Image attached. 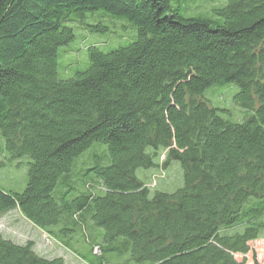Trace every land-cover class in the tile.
<instances>
[{"label": "trees", "instance_id": "16d2710c", "mask_svg": "<svg viewBox=\"0 0 264 264\" xmlns=\"http://www.w3.org/2000/svg\"><path fill=\"white\" fill-rule=\"evenodd\" d=\"M75 29L129 43L95 42L61 79ZM221 84L236 107L203 98ZM95 143L107 165L80 175ZM160 149L183 169L173 194L136 176ZM0 150L30 159L0 218L18 210L63 246L59 228L89 218L104 230L97 264H247L264 240V0H0ZM0 264L65 262L0 233Z\"/></svg>", "mask_w": 264, "mask_h": 264}, {"label": "rangeland", "instance_id": "374dc122", "mask_svg": "<svg viewBox=\"0 0 264 264\" xmlns=\"http://www.w3.org/2000/svg\"><path fill=\"white\" fill-rule=\"evenodd\" d=\"M120 24L121 31H123L122 26L125 25V22H121ZM84 33L75 29L74 42L68 47L61 49L58 60L59 76L61 79L73 78L77 72L85 71L88 68V49L95 42L98 43L96 47L103 52H109L126 46L129 43L121 40V34H116V42H110L111 44L106 46V43L111 41L114 34L104 35L97 33L91 35ZM70 49H74L75 54L69 55L67 59H64V53ZM77 54H82L84 59L77 61ZM66 69L70 71L68 74H64ZM237 93L238 88L235 85L221 84L207 89L203 98L209 102L211 107L227 110L231 104L235 106L234 98ZM220 115L236 121L229 114L222 113ZM2 151L4 153H1ZM2 151L0 150V165H2L0 168V190L8 193L22 194L28 183L30 159L27 156L12 159L8 153L4 150ZM105 151L108 153L107 148L103 144L95 143L80 159L87 161L81 166L80 175H82L84 170L95 166L104 168L107 165V163H104ZM149 153H151L150 150ZM156 154V157H154L156 166L150 169L140 168L136 171V176L151 191L152 195L156 192L173 194L184 186L182 166L177 161H172L168 166H163L167 161V151L165 149H160ZM93 177L90 176L91 179ZM0 233L18 244L33 241L38 254L45 258H62L65 264H97L99 255L92 254L91 247L98 244L104 249V230L96 227L94 222L89 218L80 219L78 223H71L59 228V237L65 246L28 222L18 210L9 212L0 218ZM253 254L257 256L260 264H264V240L251 244V253L246 257L247 264H253ZM112 257L114 256H109L106 259H111ZM242 260L243 257H238V261Z\"/></svg>", "mask_w": 264, "mask_h": 264}]
</instances>
